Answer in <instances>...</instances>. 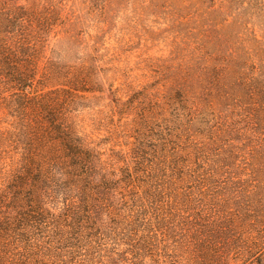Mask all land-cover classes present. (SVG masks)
<instances>
[{"label":"rangeland","instance_id":"374dc122","mask_svg":"<svg viewBox=\"0 0 264 264\" xmlns=\"http://www.w3.org/2000/svg\"><path fill=\"white\" fill-rule=\"evenodd\" d=\"M0 47L34 56L28 96L83 81L67 123L100 186L74 205L43 197L15 245L28 264H189L188 242L215 225L264 229V0H0ZM10 98L0 83L13 215Z\"/></svg>","mask_w":264,"mask_h":264},{"label":"trees","instance_id":"16d2710c","mask_svg":"<svg viewBox=\"0 0 264 264\" xmlns=\"http://www.w3.org/2000/svg\"><path fill=\"white\" fill-rule=\"evenodd\" d=\"M34 56L0 47V83L11 93L9 110L19 135L20 167L9 188L13 215L0 213V264H28L24 252L15 245L29 242L38 229L44 211L42 199L60 198L75 204L74 198L93 199L99 185L93 182L94 156L67 123V113L78 93L85 92L82 80L28 96L36 81ZM46 78V72L41 74ZM220 223L212 233L193 237L187 244L189 264H264V229L244 237ZM213 231V230H212ZM24 258V259H23Z\"/></svg>","mask_w":264,"mask_h":264}]
</instances>
